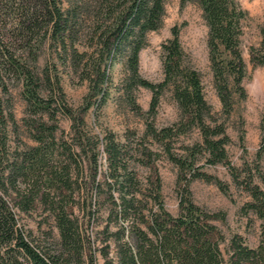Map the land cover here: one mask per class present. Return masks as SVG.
Segmentation results:
<instances>
[{
    "label": "trees",
    "instance_id": "1",
    "mask_svg": "<svg viewBox=\"0 0 264 264\" xmlns=\"http://www.w3.org/2000/svg\"><path fill=\"white\" fill-rule=\"evenodd\" d=\"M180 2L197 4L207 23L221 110L209 101L178 24L161 44L164 78L155 82L141 73V50L149 32L163 26L166 0H0V89L8 92L12 78L22 83L24 121L34 141L13 149L0 142V264H100V258L102 264H264V188L250 169L239 179L228 151L227 120L237 98L247 97L241 37L248 11L239 0ZM261 35L250 47V58L264 67V26ZM45 46L65 69L87 81L82 106L68 102L58 62L39 64ZM117 64L122 76L115 84ZM112 87L117 103L145 118L135 143L111 130L94 133L87 123L89 108L101 107ZM140 87L153 93L147 111L135 93ZM166 91L176 101L178 118L158 126L155 118ZM7 110L0 93V126ZM59 114L71 121L70 131L61 128ZM193 131L199 138L175 150V139ZM160 152L175 163L184 184L177 214L167 210L162 197L155 165ZM220 163L250 195L243 209L261 220L258 246L235 234L225 253L226 237L215 223L225 214L209 211L191 196L188 185L195 178L228 192L221 178L201 170ZM136 164L151 168L156 177L144 181ZM259 175L264 181V173ZM35 215L40 217L37 233L25 221Z\"/></svg>",
    "mask_w": 264,
    "mask_h": 264
},
{
    "label": "rangeland",
    "instance_id": "2",
    "mask_svg": "<svg viewBox=\"0 0 264 264\" xmlns=\"http://www.w3.org/2000/svg\"><path fill=\"white\" fill-rule=\"evenodd\" d=\"M248 11V17L244 22V33L241 37V49L246 62L247 75L244 85L247 91L246 98H237L235 109L229 116L228 131L232 137L228 145L229 158L239 169L240 178L250 169L254 174V181L264 188V181L260 178L259 171L264 173V67L255 65L250 58V47L258 45L261 41V27L264 26V0H239ZM166 14L163 26L148 34V44L140 53V70L143 76L159 82L164 78L162 65V42L172 35V27L181 26L180 37L184 48L191 55V59L204 78L206 95L216 110H221L222 103L212 83V72L209 61V49L207 44L208 26L203 17L202 10L195 3L181 5L180 0H166ZM49 47H44L39 64L43 67L47 63L53 65L58 62L62 83L68 102L73 107L82 106L85 103L89 88L85 80L65 69L60 64L55 53ZM115 84L118 83L121 66L117 64L112 71ZM8 92L0 89L3 99V107L9 109L16 119L13 122L9 111H5V125L0 126V142L5 143L6 148L13 149L23 142L33 143L26 123L27 105L22 96V83L14 78L8 80ZM114 87V86H113ZM111 88V95L101 107L92 105L86 114L89 127L94 133L113 131L122 141L135 143L140 133L145 129V118L135 113L125 103H117L115 90ZM138 102L144 111L150 107L152 91L140 87L135 91ZM61 128L68 132L71 129V121L59 114ZM178 118V108L170 91L161 96L155 122L158 126L170 125ZM129 133L130 139L127 140ZM135 137V138H134ZM199 138L198 131L181 135L175 139L174 149L183 144L192 143ZM102 171L106 170L105 153L101 155ZM162 183V197L165 207L173 214L179 212L180 191L184 186L178 178V167L165 153L160 152L155 162ZM139 176L146 181L155 176L151 168L136 164ZM201 170L221 178L228 186V192L213 181L203 178H195L190 181L189 189L193 200L212 212H223L225 218H218L215 223L223 231L226 242L223 250L226 253L230 238L235 234L245 237L248 244L258 246L261 239V220L254 213L247 214L243 209L250 199L249 193L243 184L236 183L227 164H204ZM102 172V174H103ZM156 177V176H155ZM154 177V178H155ZM102 209H105L103 207ZM39 215L25 219L27 225L38 232ZM101 227V224L98 225ZM103 259L100 258V264Z\"/></svg>",
    "mask_w": 264,
    "mask_h": 264
}]
</instances>
